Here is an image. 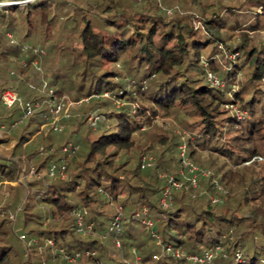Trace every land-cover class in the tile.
Returning <instances> with one entry per match:
<instances>
[{
    "label": "trees",
    "instance_id": "trees-1",
    "mask_svg": "<svg viewBox=\"0 0 264 264\" xmlns=\"http://www.w3.org/2000/svg\"><path fill=\"white\" fill-rule=\"evenodd\" d=\"M0 128V264H264V0L0 8Z\"/></svg>",
    "mask_w": 264,
    "mask_h": 264
},
{
    "label": "built area",
    "instance_id": "built-area-1",
    "mask_svg": "<svg viewBox=\"0 0 264 264\" xmlns=\"http://www.w3.org/2000/svg\"><path fill=\"white\" fill-rule=\"evenodd\" d=\"M23 2H27V1L26 0H17V1L0 0V7L8 6V5H16V4L23 3ZM209 78H210V80L212 81L213 84H219V79L217 77H215V76L210 74ZM18 100H19L18 94L12 88L6 89L4 91V93H3V95H2V101L7 107L13 106ZM58 101L56 100V101L52 102L53 103L52 106L54 107V111H56V112H59L62 109V104H61V102H58ZM31 111H32L31 104L27 103V110H26V113H25L24 117L27 116ZM65 117H67V116H65ZM54 128H55V130H62L63 125H56ZM76 149H77V147L74 146L72 142H69L67 145H65L63 147V150L65 152H67L69 155H72L75 152ZM180 149H181V154L184 156L185 155V150H186L185 145L184 144L181 145ZM150 162H151V157H149V158L144 157L143 160H142V167H144L145 165H149ZM183 162H184V164L186 166L189 167V171L192 174V182H193L194 185H196L197 184V180H196L197 167L185 156H184ZM57 168H58L57 164L53 163L51 165L50 169H49L50 174L53 175ZM62 169H64V166L62 167ZM202 174H208V172L207 171H202ZM162 176H166V175L163 174ZM169 183H170V185L168 186V189L165 191V196L169 195V190H170L171 186H178L179 185L172 178L169 179ZM163 201L165 202V199H163ZM77 216H78V220L77 221H78V226H79L78 229H79V231H83V232L90 231L91 230V225L87 226L86 228L84 227L83 215L80 212H78ZM120 218H121V215H118L116 217V219L113 221L112 225L110 226L111 230L112 229L120 230ZM147 223L151 224L150 221H147ZM20 237L22 239H24L25 235L22 234ZM64 256L67 259H69V260H75L76 257L78 256V254L74 255V256L68 255V254H64ZM237 256L241 257V253L238 252ZM212 257H213V254H212L211 251H205L202 256L194 254V255H190L189 259H191L192 261H195V262H208V263H210L211 260H212Z\"/></svg>",
    "mask_w": 264,
    "mask_h": 264
},
{
    "label": "rangeland",
    "instance_id": "rangeland-1",
    "mask_svg": "<svg viewBox=\"0 0 264 264\" xmlns=\"http://www.w3.org/2000/svg\"><path fill=\"white\" fill-rule=\"evenodd\" d=\"M30 1H32V0H30ZM29 1H27V2H23V3H19V4H16V5H19V6H21L22 8L25 6V4L26 3H28ZM5 6H3V7H0V8H4ZM52 28H53V30L52 31H49L50 33H52V32H54L55 33V37H57L60 33L57 31V27H58V23H55L54 25L52 24V26H51ZM68 32V30L66 29L65 31H64V34L65 33H67ZM15 39V38H14ZM16 40V39H15ZM45 48H42V53H45ZM39 57H37V59H35V63H36V65L41 69V70H43L44 69V67H43V69H42V67L40 66V63H39ZM14 60L12 59L11 61H10V66H13V64H14ZM43 87L45 88V84L43 85ZM19 96V95H18ZM68 96V95H67ZM17 102H20L21 104H23V100L21 99V98H19V100L17 101ZM53 101H50V100H45V103H47L48 104V109H49V113H50V115H48V118L49 119H52L53 121H54V125L56 126V125H63L61 122V118L63 117V116H67V117H69V115H70V113H71V109H72V107L75 105V104H77V102H75L74 103V101L72 100V99H69V97H67V100H65V98L64 99H61V100H59L58 102H61V104H62V109L59 111V112H56V111H54V107L52 106V103ZM43 105V103L42 102H37L36 104H35V106L34 105H32L31 104V107H32V111H33V109L34 108H36V107H41ZM25 113L26 112H24V114L22 115V117H21V119H23L24 118V115H25ZM15 119H17V117H14ZM21 121V120H20ZM25 124L26 123H20V122H17L16 123V128H15V130H22L23 129V127L25 126ZM43 127H44V125H43ZM45 128V127H44ZM3 128H0V130H1V132L3 131L2 130ZM55 129V128H54ZM13 144H14V140H6V141H4L3 143H1L0 144V153H2V152H6V151H8V150H11L12 149V146H13ZM69 155V154H68ZM180 155L183 157V155L180 153ZM69 156H71V155H69ZM184 156H186V154L184 155ZM144 157H147V158H149V157H151V162L154 160V157H152V156H143V158ZM143 160V159H142ZM132 257H134L133 259H134V261L135 260H137L139 257H138V253H136V252H133L132 253ZM132 261V260H131Z\"/></svg>",
    "mask_w": 264,
    "mask_h": 264
},
{
    "label": "water",
    "instance_id": "water-1",
    "mask_svg": "<svg viewBox=\"0 0 264 264\" xmlns=\"http://www.w3.org/2000/svg\"><path fill=\"white\" fill-rule=\"evenodd\" d=\"M12 1H17V0H12ZM26 1H30V0H26Z\"/></svg>",
    "mask_w": 264,
    "mask_h": 264
}]
</instances>
